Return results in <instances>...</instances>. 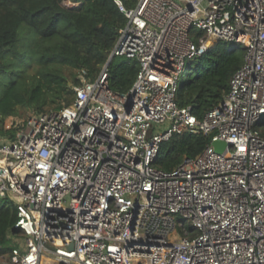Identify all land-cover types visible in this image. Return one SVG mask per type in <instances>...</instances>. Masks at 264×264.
<instances>
[{"label": "built area", "instance_id": "1", "mask_svg": "<svg viewBox=\"0 0 264 264\" xmlns=\"http://www.w3.org/2000/svg\"><path fill=\"white\" fill-rule=\"evenodd\" d=\"M115 3L127 21L110 56L138 63L129 91L108 88L106 63L68 106L4 125L0 199L21 238L2 264H264V0ZM218 42L244 60L197 119L177 87ZM185 132L209 142L156 169L160 145Z\"/></svg>", "mask_w": 264, "mask_h": 264}, {"label": "trees", "instance_id": "2", "mask_svg": "<svg viewBox=\"0 0 264 264\" xmlns=\"http://www.w3.org/2000/svg\"><path fill=\"white\" fill-rule=\"evenodd\" d=\"M67 8L61 0H0V135H13L4 122L21 109L32 113L59 110L73 99L72 87L82 78L94 79L108 62L126 18L115 0H73ZM133 8L137 0H120ZM244 48L218 42L193 59L194 69L178 84L179 107L204 114L226 95L229 82L244 60ZM69 73H68V72ZM138 71L135 59L112 56L107 66L108 88L129 91ZM208 136L185 132L163 142L154 167L170 171L184 157H195L209 142ZM0 199V257L18 247L14 206ZM19 238V239H18Z\"/></svg>", "mask_w": 264, "mask_h": 264}, {"label": "rangeland", "instance_id": "3", "mask_svg": "<svg viewBox=\"0 0 264 264\" xmlns=\"http://www.w3.org/2000/svg\"><path fill=\"white\" fill-rule=\"evenodd\" d=\"M192 62H193V60H187L186 61V65H185V68L182 71V74H181L179 83L181 81H184L185 78H186L187 73H189L190 71H192L194 69L195 64H193ZM2 86H3V81L0 80V90H1ZM18 113L19 114L16 117H9V118H7L5 120V122H4V124H6L8 122H13L15 120L25 119L27 116H29L30 114H32V112L30 110H24V109L19 110ZM3 202L5 203V200H3ZM184 226L185 227H188L189 226V223L188 222H184ZM18 242H20V240H18ZM0 264H2V258L1 257H0Z\"/></svg>", "mask_w": 264, "mask_h": 264}, {"label": "water", "instance_id": "4", "mask_svg": "<svg viewBox=\"0 0 264 264\" xmlns=\"http://www.w3.org/2000/svg\"><path fill=\"white\" fill-rule=\"evenodd\" d=\"M110 58H111V56H110ZM110 58L108 59L107 64L109 63ZM211 144H212V147L216 153H222V151L224 150V148L226 146L225 143L222 141L212 142Z\"/></svg>", "mask_w": 264, "mask_h": 264}]
</instances>
